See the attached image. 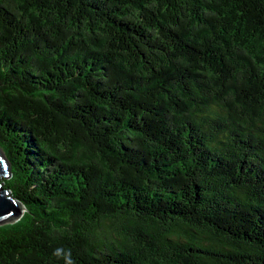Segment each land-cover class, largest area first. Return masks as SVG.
Returning a JSON list of instances; mask_svg holds the SVG:
<instances>
[{"label": "trees", "instance_id": "obj_1", "mask_svg": "<svg viewBox=\"0 0 264 264\" xmlns=\"http://www.w3.org/2000/svg\"><path fill=\"white\" fill-rule=\"evenodd\" d=\"M0 264H264V0H0Z\"/></svg>", "mask_w": 264, "mask_h": 264}, {"label": "water", "instance_id": "obj_2", "mask_svg": "<svg viewBox=\"0 0 264 264\" xmlns=\"http://www.w3.org/2000/svg\"><path fill=\"white\" fill-rule=\"evenodd\" d=\"M10 176V165L3 157L0 150V177ZM0 183V224L19 219L25 208L18 200L14 199L9 191Z\"/></svg>", "mask_w": 264, "mask_h": 264}, {"label": "clouds", "instance_id": "obj_3", "mask_svg": "<svg viewBox=\"0 0 264 264\" xmlns=\"http://www.w3.org/2000/svg\"><path fill=\"white\" fill-rule=\"evenodd\" d=\"M68 264H71V261H69Z\"/></svg>", "mask_w": 264, "mask_h": 264}, {"label": "rangeland", "instance_id": "obj_4", "mask_svg": "<svg viewBox=\"0 0 264 264\" xmlns=\"http://www.w3.org/2000/svg\"><path fill=\"white\" fill-rule=\"evenodd\" d=\"M2 177H0V179H1Z\"/></svg>", "mask_w": 264, "mask_h": 264}]
</instances>
